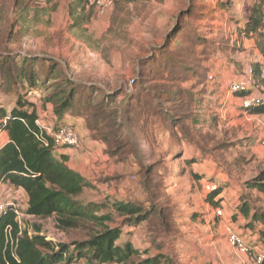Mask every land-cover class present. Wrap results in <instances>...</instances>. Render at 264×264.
I'll return each mask as SVG.
<instances>
[{
  "label": "rangeland",
  "instance_id": "374dc122",
  "mask_svg": "<svg viewBox=\"0 0 264 264\" xmlns=\"http://www.w3.org/2000/svg\"><path fill=\"white\" fill-rule=\"evenodd\" d=\"M73 2L0 0V62L40 71L33 87L9 91L0 81V108L15 107L20 97L36 104L44 125L54 126L53 104L45 99L61 90L68 95L66 81L77 82L75 109L64 116L78 119L69 125L82 141L73 149L87 184L78 200L115 217L107 224L122 231L117 245L138 249L136 263L164 254L174 264H255L228 236L236 232L263 249V226L251 223L264 211V194L248 183L264 171V114L243 109V95L230 87L256 63L264 74L257 48L263 37L247 39L238 28L259 2L264 34V0H116L106 12ZM176 57L194 72L173 66ZM48 67H59L49 80ZM256 82L251 88L264 95V83ZM90 85L100 92L82 88ZM211 183L218 184V196L207 190ZM10 191L0 186V207L12 202ZM114 202L144 207L147 220L129 226L108 206ZM20 225L30 235L39 228L71 254L100 230L84 223L66 231L54 217L26 213ZM81 264L95 263L87 254Z\"/></svg>",
  "mask_w": 264,
  "mask_h": 264
},
{
  "label": "trees",
  "instance_id": "16d2710c",
  "mask_svg": "<svg viewBox=\"0 0 264 264\" xmlns=\"http://www.w3.org/2000/svg\"><path fill=\"white\" fill-rule=\"evenodd\" d=\"M82 3L84 10L89 9L84 0H74L73 7L77 8ZM258 4L259 2H256L246 15L241 16L239 20L241 24L238 23L240 36L250 39L255 34L257 36L261 34L264 39L261 31V6ZM219 6L224 5L219 3ZM203 39L198 42L205 46ZM263 46L260 41L257 43V48L264 54ZM24 62L33 63L34 61L25 59ZM172 64L184 68L183 74L194 72L177 57L172 58ZM25 68L11 65L8 59L1 61L2 88L11 91L12 88L16 89L18 84L22 87H33L38 84L40 71L36 70V67H29V70ZM252 69L254 86H257L256 79L264 83L261 73L262 63H256ZM57 71L59 72V67H48L47 80L51 78L49 76L52 72ZM66 82V86L72 85L68 95L65 90H61L45 99L44 105L53 104V116L57 120L55 126L63 124L61 121L66 111L75 109L74 100L77 97L75 91L77 87L74 84L77 82L73 83L70 79ZM92 87V85L82 86L85 91L93 92V95L96 91L100 92ZM252 93L253 89L250 88L241 95L244 97ZM109 96L106 98L112 99L113 95ZM247 111L264 114V102ZM41 119L36 104L26 103L20 97L15 107L0 108V133L5 132L8 137L7 143L0 147V186L6 185L11 191L22 190L25 193L27 216L38 219L54 217L60 229L66 231L77 229L84 223H91L100 230L89 241L75 244L77 252L71 254L68 245L48 241L46 237L40 235L39 228L33 235H30L27 230H22L13 207L9 206L0 214V264H81L87 254L95 264H174L164 254L136 263L134 259L142 255L138 249L134 248L131 243L123 247L117 245L122 231L119 228H111L107 224L114 222L115 217L112 214L98 215L102 205L85 204L78 200L87 186L85 178L66 165L69 160L66 154L57 153L52 144L48 147L45 145V141H50V139L46 135L41 137V127L36 123ZM248 187L264 194V171L248 183ZM218 194L216 191L213 192L214 196ZM108 206L115 211L118 217L125 218V221L132 227H136L148 218V213L142 206L125 202H114ZM242 213L246 217L250 216L245 206L242 208ZM251 224H253L251 226L256 224L263 226L259 235L262 242L261 247L264 249V211H256L252 216ZM85 248L88 249L87 254L82 251Z\"/></svg>",
  "mask_w": 264,
  "mask_h": 264
},
{
  "label": "built area",
  "instance_id": "2783aa9c",
  "mask_svg": "<svg viewBox=\"0 0 264 264\" xmlns=\"http://www.w3.org/2000/svg\"><path fill=\"white\" fill-rule=\"evenodd\" d=\"M116 0H84L87 7L96 8L101 12H106L113 8ZM135 83V80L131 81L130 87L132 88ZM254 85V72L252 67L248 69L245 73L244 78L238 79L231 84L230 90L234 95L246 93L251 86ZM264 102V97L256 95H248L242 98L241 107L245 110L255 108L261 105ZM37 125L41 127V137L46 135L49 137L50 141H45V145L48 147L49 144H52L57 153L60 151L70 150L81 147V138L76 129L69 124H60L59 126H47L44 125L41 120H38ZM65 154V152H64ZM218 188V184L211 183L207 186L208 191H215ZM11 197V203L8 205H1L0 213H3L7 207L12 206L13 210L17 216L18 221L25 216V211L27 209V199L26 195L22 190H12L9 193ZM25 198V205L21 204V199ZM219 215H222L221 211H218ZM30 217V216H28ZM229 245L236 250L237 253L248 256L250 254L254 255V263L262 264L264 261V249L253 248L249 245L244 238H242L238 233L230 231L228 236Z\"/></svg>",
  "mask_w": 264,
  "mask_h": 264
},
{
  "label": "crops",
  "instance_id": "0c3cea01",
  "mask_svg": "<svg viewBox=\"0 0 264 264\" xmlns=\"http://www.w3.org/2000/svg\"><path fill=\"white\" fill-rule=\"evenodd\" d=\"M260 62V61H259ZM263 77H264V74H263ZM244 78L243 77H240L239 79H242ZM262 90H264V87H262ZM253 95H256V96H260V97H264V95H262L261 93L257 92V91H253L252 93ZM38 113L40 115V117H42L41 115V111L40 109H38ZM66 116V115H65ZM63 117V123L64 124H74V122H78V119L76 118H71L69 117L66 118V117ZM84 122V121H83ZM8 141V137H7V134L5 132H2L0 133V147H2L3 145H5ZM65 154L68 156L69 160L68 162L66 163V165L71 169V170H74L76 172H79L78 169L75 167L74 165V162L76 161V158L78 157L77 155V151L76 150H73V149H70L68 151L65 152ZM27 199V197H26Z\"/></svg>",
  "mask_w": 264,
  "mask_h": 264
}]
</instances>
